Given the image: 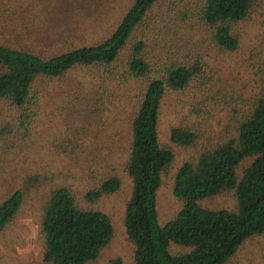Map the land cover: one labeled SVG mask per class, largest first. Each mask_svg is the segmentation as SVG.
I'll return each mask as SVG.
<instances>
[{
  "label": "trees",
  "instance_id": "obj_1",
  "mask_svg": "<svg viewBox=\"0 0 264 264\" xmlns=\"http://www.w3.org/2000/svg\"><path fill=\"white\" fill-rule=\"evenodd\" d=\"M256 4L257 0H133L102 42L70 47L47 57L0 42V100L16 108L14 125L17 121L19 132L26 135L43 114L40 84H50L71 71L82 69L84 75L73 82L75 90L65 101L67 105L58 108L67 113L66 135H106L103 117L114 103L113 97L124 90L133 97L131 150L126 163L133 191L124 224L135 248V264H228L254 241L260 246L250 253L264 262L260 255L264 248L260 241L264 238V56L247 78L260 91L249 97L242 116L235 117V131L229 134L235 136L211 145L179 168L174 194L183 206L163 226L157 206L163 175L175 160L173 149L161 140L163 101L170 92L185 91L204 76L200 56L191 53L198 35L204 34L214 49L238 51L242 41L239 25L251 16ZM250 66L253 69V61ZM205 86L208 92L222 87L209 88L208 82ZM245 95H232L237 102L232 104L234 116L240 113L239 100L248 99ZM196 130L176 125L171 129V141L180 147L195 146L199 139ZM249 159L251 164L240 172ZM121 186V178L110 175L86 199L97 202ZM224 192H234L236 210L201 205L202 200ZM25 196L24 190H17L0 204V233L21 213ZM40 225L44 264L96 261L115 234L111 216L80 207L68 186L53 189L43 203ZM172 245L188 251L174 253Z\"/></svg>",
  "mask_w": 264,
  "mask_h": 264
},
{
  "label": "rangeland",
  "instance_id": "obj_2",
  "mask_svg": "<svg viewBox=\"0 0 264 264\" xmlns=\"http://www.w3.org/2000/svg\"><path fill=\"white\" fill-rule=\"evenodd\" d=\"M132 2L0 0V42L45 57L70 47L102 42L116 29ZM238 30L242 41L240 49L235 52L214 49L204 34L198 35L191 53L200 56L205 67L204 76L185 91L170 92L163 101L161 140L173 149L175 160L165 171L158 192L157 206L162 226L183 206L182 200L174 194V180L179 168L186 161L196 160L211 145L235 136L229 135L235 131V117H241L247 109L249 97L259 94V86L247 78L264 56V0H257L251 16L240 23ZM198 39L202 40L196 44ZM128 50L124 52L125 59ZM251 61L253 69L250 70ZM83 75L82 69L74 70L50 84H40L43 114L29 135L19 132L17 121L14 125L18 114L16 108L0 100V204L17 190L26 192L21 213L0 233V264H44L40 225L42 207L57 186H68L80 207L104 211L113 220L115 234L112 242L96 261L88 264H135V248L128 240L124 224L127 202L133 191L126 163L131 150L130 121L134 100L126 90L119 92L121 96L113 97L114 103L109 104V111L103 117L108 130L106 135H80L78 138L66 135L67 113L58 108L70 100L75 90L73 82L81 80ZM205 82L212 89L219 84L221 90L208 92ZM242 93L248 99L239 100L240 113L234 116L232 104L237 102L231 97L235 94L238 98ZM7 120L10 121V132L6 130ZM176 125L196 127L197 144L187 148L174 144L170 135ZM251 162L250 159L243 162L239 171ZM110 175L121 178L120 190L97 202H89L86 194ZM201 205L234 211L237 200L234 192H224L202 200ZM260 241L264 243V238ZM257 243L254 241L250 248L245 247L228 264H264L261 258L250 253L256 251ZM171 249L177 254L188 251V248L176 245ZM260 255H264V248Z\"/></svg>",
  "mask_w": 264,
  "mask_h": 264
}]
</instances>
